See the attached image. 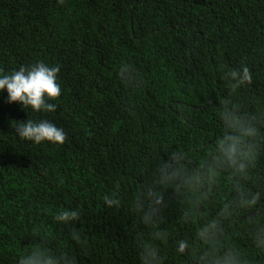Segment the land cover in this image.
<instances>
[{
	"label": "trees",
	"instance_id": "1",
	"mask_svg": "<svg viewBox=\"0 0 264 264\" xmlns=\"http://www.w3.org/2000/svg\"><path fill=\"white\" fill-rule=\"evenodd\" d=\"M38 62L54 111L0 92V264H264V0H0V73ZM223 110L255 129L243 170Z\"/></svg>",
	"mask_w": 264,
	"mask_h": 264
},
{
	"label": "clouds",
	"instance_id": "2",
	"mask_svg": "<svg viewBox=\"0 0 264 264\" xmlns=\"http://www.w3.org/2000/svg\"><path fill=\"white\" fill-rule=\"evenodd\" d=\"M59 70L58 67L38 62L29 68L22 66L10 74L0 73V92L6 93L8 103H17L22 109L27 107L32 111H54L56 105L48 101L61 94V86L57 82ZM246 73L245 69V78H247ZM230 75L235 78L238 73L234 71ZM221 120L225 132L215 148L217 159L225 165L243 170L250 157L246 138L253 136L255 129L243 124L228 110L221 112ZM16 131L20 137L33 143L47 141L62 144L66 139L63 129L47 120L40 122L26 120L19 124ZM108 203L112 201L109 200ZM75 216L74 211H62L57 214L56 219L67 222ZM183 248L184 244L180 243L179 250L183 251ZM18 264H60V262L58 257L42 250H34L21 256Z\"/></svg>",
	"mask_w": 264,
	"mask_h": 264
}]
</instances>
